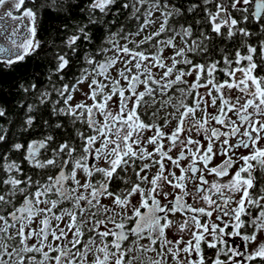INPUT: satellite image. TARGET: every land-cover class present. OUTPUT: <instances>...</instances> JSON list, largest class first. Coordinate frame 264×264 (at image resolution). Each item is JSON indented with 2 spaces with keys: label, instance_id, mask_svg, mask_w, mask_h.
I'll use <instances>...</instances> for the list:
<instances>
[{
  "label": "snow or ice",
  "instance_id": "snow-or-ice-1",
  "mask_svg": "<svg viewBox=\"0 0 264 264\" xmlns=\"http://www.w3.org/2000/svg\"><path fill=\"white\" fill-rule=\"evenodd\" d=\"M7 2L0 0V7ZM139 2L143 5L147 0ZM116 3L117 0H93L89 9L104 13ZM24 4L25 0H15L12 6L19 10ZM154 7L167 8V0L163 5L155 0ZM173 8L177 17L197 10L203 13L195 21L196 39H192V24L169 29L173 13L162 12L164 19L157 31L139 42L132 41L135 48L148 44L155 52L146 54L145 50L124 45L116 46L118 53H124L123 59L117 55L97 61L86 56L91 70L84 69L75 77L71 88L68 85L54 88L67 107L54 106L51 114L68 119L74 139L70 137L51 147L54 137L47 135L33 140L26 148L20 143L11 145L16 151L25 150L24 160L32 167H57L60 169L57 175L47 176L44 182L33 180L31 175L24 176L20 163H3L7 150L0 153V170L8 174L0 177V264H77V261L85 264L97 236L100 246L95 252L103 257L96 255L92 264H134L140 257L131 253L149 251L159 257L149 258L150 264H166L168 255L176 264H264V0H199L183 10L175 5ZM5 15L21 21L8 37L12 48L0 46V53L8 54L0 63L11 66L37 53L41 42L36 39L37 12L31 7L25 8L22 16L14 17L11 10ZM24 18L29 21L26 25L22 23ZM88 23L96 21L89 16ZM85 28L87 24L78 28L79 35L65 41L73 54L76 52L73 46L81 35L90 39ZM21 29L26 35L17 40L14 37L20 36ZM165 32L171 35L156 40ZM177 36L183 47L175 43ZM166 48L173 49L167 58ZM67 55H56L57 73L69 66ZM118 62L123 67L116 68ZM153 68L163 70L159 78ZM89 76L92 77L89 90L84 92L78 86ZM186 77H191V81ZM122 80L126 83L122 84ZM141 85L143 90H139ZM18 87L27 93L37 86L20 83ZM78 90L85 100L69 104L73 99L71 92ZM176 93L178 102L172 104ZM44 95L50 96L41 93V103L45 102ZM157 95L168 99L157 100ZM149 102L154 110L141 111ZM166 105L174 112L167 113L163 123H157L152 118ZM33 108L34 105H28L29 112ZM197 112L201 113L199 117ZM4 116L5 109L0 107V117ZM169 116L177 123L165 132L164 128L171 123ZM33 122L32 116L26 120L29 126ZM77 123L86 125L91 134L77 128ZM44 124L47 126L48 121ZM54 127L60 129L64 125L57 120ZM5 135L0 132V143L5 142ZM240 149L247 150V155L239 154ZM41 150L44 159H40ZM49 151L51 157L47 155ZM216 157L223 159L210 166ZM153 168L156 171L149 178ZM129 169L135 179L125 178ZM12 172L22 178L11 175ZM207 176L214 179L209 181ZM66 182L71 184L66 186ZM189 195L196 204L203 201L204 206L187 203L185 197ZM169 196L173 198L169 200ZM17 197H22L19 204ZM108 198L110 203H104ZM161 198L166 202L162 204ZM65 202L71 203L75 210L60 207ZM185 209L192 215L182 221H173L168 216ZM85 212L89 213L87 217ZM201 218H206L205 222ZM128 222L135 226L128 229ZM85 225H90L86 241ZM174 227L178 238L168 239L166 230ZM129 233L135 238H130ZM141 240H147L148 244H141ZM204 246L215 250L214 256H206Z\"/></svg>",
  "mask_w": 264,
  "mask_h": 264
},
{
  "label": "trees",
  "instance_id": "trees-1",
  "mask_svg": "<svg viewBox=\"0 0 264 264\" xmlns=\"http://www.w3.org/2000/svg\"><path fill=\"white\" fill-rule=\"evenodd\" d=\"M155 2V0H150ZM93 0H25L23 8L31 7L37 12V39L41 42V48L37 53L26 57L25 61L7 66L0 63V107L5 109V116L0 117V132L5 133V142L0 143V153L7 150L6 161L8 163L15 161L20 163L24 176L31 175L33 180L36 178H47L53 175V168L37 169L30 168V172L25 165V150L16 151L11 147L14 143H20L27 146L28 142L35 139H44L47 135L54 137L51 147H56L64 140L75 138L73 128L70 126L66 117H57L51 114L52 108L66 107L63 104V98L54 91L60 89L64 85H71L75 82V77L79 76L84 69L89 66L87 59L95 57L97 61L109 59L107 51L113 46V41L126 39L135 35L146 24L145 12L147 7L140 5L136 7L134 0H117V3L110 5L106 12L102 13L99 9L90 10L89 5ZM173 2L176 7L185 9L190 3H199V0H167V4ZM163 5L165 0H159ZM124 4L128 7L125 8ZM138 9V11H137ZM161 9L170 12L169 8ZM235 16L236 13H233ZM89 16L96 23H88ZM172 17L183 19L186 23L193 25V33L196 35L197 26L195 21L203 17V13L199 10L194 13H187L183 17ZM87 24L85 31L89 34L90 39H81L77 41L76 52L66 46L65 41L68 37L79 35L78 28ZM141 32V31H140ZM214 35V34H213ZM111 41L112 43H109ZM127 45V44H126ZM130 42L127 46H131ZM105 49L99 52V49ZM67 53L69 58V66L62 72L57 73L56 55ZM63 77V79H60ZM23 83L25 86L36 84V89H30L29 92H23L18 85ZM44 95V103L40 102V94ZM69 93H65L67 96ZM60 101L59 104H54ZM28 105H34L31 112L28 111ZM29 116L34 117L31 126L26 124ZM57 120L62 121L64 127L56 129L54 127ZM44 121H48L45 126ZM77 128L84 130L86 125L77 123ZM51 152L47 153L48 157ZM45 158V157H44ZM8 174L0 170V177H6ZM11 175H17L12 172ZM23 187V185H21ZM22 197H17L16 203L19 204ZM33 255V254H29ZM37 259H40L37 255Z\"/></svg>",
  "mask_w": 264,
  "mask_h": 264
},
{
  "label": "flooded vegetation",
  "instance_id": "flooded-vegetation-1",
  "mask_svg": "<svg viewBox=\"0 0 264 264\" xmlns=\"http://www.w3.org/2000/svg\"><path fill=\"white\" fill-rule=\"evenodd\" d=\"M254 1H255V0H254ZM173 5H175L173 2H169V3H168V8L170 9V10H169L170 12H172L173 14H175V9L173 8ZM162 11H163V10H162ZM163 19H164V16H161V17L159 18V20H158V23H153V24L155 25V28L153 29L154 31H152V33H154L155 31H157V30L159 29V26H160V24L163 22ZM148 20H149V19H145L146 24H147V21H148ZM153 21H154V20H153ZM146 24H145V25H146ZM179 24H184L185 27H187V25H188V23H186L183 19H178V18H175V17H172V18L169 19V21H168V27H169V29H171V28H173V27H176V28L178 29V28H179ZM145 25L143 26V28L145 27ZM143 28H142V29H143ZM193 31H194V30H193ZM152 33H150V34H152ZM150 34H148V35H150ZM148 35H146V36H148ZM169 35H171V32L161 33V35H160L159 37H156V40H165V39H167V37H168ZM196 38H197V36L194 35V33H193V37H192V39H196ZM186 39H187V38H186ZM141 40H142V39H141ZM175 41H178V42H179L180 47H183V46H184V45L180 42V37H179V36L176 37ZM134 47H135V44H134ZM178 47H179V46H178ZM135 49H136L137 51H139V50H145L146 54L149 53V52H155V48H151L148 44H143V45L140 46V48H135ZM169 50H170V52H169ZM165 53H166L167 55H164V57L167 58V57H169V56L172 55V53H173V49H171V48H166V49L164 50V54H165ZM177 59H179V57H177ZM166 63H169V64H170L171 61H170V60H166ZM153 72H154L155 74H157V78H159V75L162 74L163 70H162V69H158V68H153ZM237 75H239V73H237ZM141 79H143V77H141ZM186 79H188L189 81H191L192 78H191V77H186ZM219 79L222 80V79H223V76H222V75H219ZM124 83H126V82H124ZM124 83H123V84H124ZM176 87H183V86H182V85H177ZM139 90H143V86H142V85L139 86ZM200 91L203 92L204 89H200ZM169 95H172V93H169ZM213 95H216V93L213 92ZM178 97H179V93H176V94L173 96V98H172V104H176V103L178 102ZM145 99L147 100L148 98L145 97ZM167 99H168V96H159V95H157V100L164 101V100H167ZM187 102H188L189 104H191V102H192V101H191V98H188ZM217 104L219 105V101H217ZM153 110H154V108H153V105H152L151 102H149V104H148V106H147L146 108L141 109V111H145V112H149V111H153ZM181 111H183V109H181ZM209 111H213V110H212V109H209ZM173 112H174V109H173L170 105H166L165 107L160 108V110L157 112V116H156V117H153L152 119H154L157 123H163V119L165 118L166 114H167V113H173ZM175 115L178 117V116H179V113H175ZM200 115H201V113H200V112H197V116L199 117ZM229 115L231 116L232 114L229 113ZM98 118H99V117H98ZM167 118H168L169 120H171V123H169L168 126H167L166 128H164V131H165V132H169V131H171V129H173V128L176 126V123H177V121H176V120H173L170 116L167 117ZM233 118H235V117H233ZM216 127H221V126H220V125H216ZM242 130H243V129H242ZM81 131L85 132L86 135H87V134H91V133H90V130H89L88 128H86V129H84V130H81ZM193 137L196 138V134H195V133H193ZM35 140H41V139H35ZM32 141H33V140L29 141L28 144H29L30 142H32ZM262 143H264V141H262ZM28 144H27V145H28ZM77 144H79V141H77ZM165 145L167 146V141H165ZM26 147H27V146H26ZM148 147H149V150H151L152 146L149 145ZM50 154H51V153H50ZM170 154L173 155V156H175L176 153H175V152H172V153H170ZM239 154L247 155V150H245V149H240ZM49 157H51V156H49ZM40 159H44V150H41V156H40ZM222 159H223V157H216V158H214L213 161H212V164H211L210 166H214V165L219 164V163L221 162ZM25 161H26V160H25ZM59 163H62V161H58V164H59ZM182 163H184V162H182ZM240 163H243V162L241 161ZM25 165L27 166V169L29 170V172H30V168H32V169H34V170H37V168L32 167V166L29 164V162H27V161H26ZM237 166H238V165H237ZM54 169H55V170H54ZM38 170H39V169H38ZM53 170H54V171H53V175H52V176H55L56 173H57L60 169L57 168V167H54ZM233 170H234V169H233ZM65 171H67V170H65ZM155 171H156L155 168H153V169L150 171V173H149V178H151V175H153V174L155 173ZM166 174H167V173H166ZM177 175H179L178 170H177ZM77 178H80V175H79V174H78V177H77ZM125 178L135 179V177H134V175H133L131 169L128 170L127 176H126ZM206 178H207L209 181H211V180L214 179L213 176H207ZM36 179H37V178H36ZM38 179H40L41 182H44V181L46 180V178H45V179H44V178H38ZM225 179H227V178H225ZM70 184H71V182H66V186H67V185H70ZM71 186H74V185H71ZM118 186H119V187H127L126 185H123V184H119ZM188 188H189V190L191 191V189H192V183H191V182L188 183ZM165 190L168 191V190H170V189H169V188H166ZM81 191L83 192L84 190L81 189ZM179 191H180L179 189L176 190L177 193H179ZM85 195H87V193H85ZM51 198H52V199H55L56 197H55V196H52ZM172 198H173L172 196H169V197H168L169 200H171ZM214 198H215V197H214ZM132 199H133V202H135L136 197H133ZM185 200L187 201V203L192 204L194 207H196V206H204V205H203V201H200L199 204H196V203L193 201L191 195L186 196V197H185ZM103 202H104V203H110V198H108V199H104ZM161 202H162V204H163V203H165L166 201H164L163 198H161ZM94 203H95V202H94ZM41 206L43 207V205H41ZM60 207L67 208L68 210H75V209L73 208V205H72L71 203H69V202H65V203L62 204ZM117 211H119V209H117ZM142 211H146V210H145V209H142ZM128 214L131 215V212H129ZM84 215H85V217H87V216L89 215V213H88V212H85ZM191 215H192V213L188 212L187 209H185L183 213H181V212H177V213H175L174 215H173L172 213H168L169 218L172 219L173 221H182L183 219H186V218L190 217ZM78 219H79V216H78ZM116 219H117V221L119 222V219H120V218H119V217H116ZM205 220H206V218H201V222H202V223L205 222ZM212 220H213V221L216 220V215H215V213L213 214ZM134 226H135V225H134V223H132V222H128L127 225H126V227H127L128 229H130V228H132V227H134ZM88 227H90V225H85V228H84V231H85V238H84V239H85V241L87 240V235H88V233H87V228H88ZM109 227H113V225L110 224ZM117 231H118V230H117ZM166 231H167L168 239L175 240V239L178 238L177 235L174 234V233L176 232L175 227H174L173 229H171V230H166ZM241 231H243V229H242ZM129 235H130V238H132V239L135 238V237H132L131 233H129ZM188 238H190V237L185 236V239H188ZM109 239L111 240V239H113V238H112V237H109ZM228 239L231 240L232 238H228ZM140 243H141V244H145V245H147V244H148V241H147V240H141ZM236 243L241 244V247L243 246V245H242V242L239 241V240H237ZM97 246H100V238H99L98 236L96 237V245H93V246H92L93 251L90 252V253L88 254L87 261L85 262V264H92V261H94L96 255H99L101 258L103 257V254H102V253H96V252H95V248H96ZM202 246H203V245H202ZM154 247H158V245H157V246H154ZM169 247H173V246L170 245ZM181 247H183V245H181ZM204 247H205V254H206V256H214V254H215V250H213V249H207L206 246H204ZM250 247H251V246H250ZM112 250L114 251V249H112ZM75 251H76V250L73 249V252H75ZM164 251L166 252L167 250L164 249ZM52 255H57V253H52ZM131 255H136V256H139V257H140V259L137 260V261H135L134 264H150V260H149V258H152V259H157V258H159V257L157 256L156 252H152V251H149V252H146V253H144V252H133V253H131ZM183 255H184V253H181V256H183ZM222 258H223V257H222ZM78 262H79V261H77V264H79ZM166 264H176V262H175V260H173V259L171 258L170 255H168V256L166 257ZM245 264H247V262H245Z\"/></svg>",
  "mask_w": 264,
  "mask_h": 264
},
{
  "label": "rangeland",
  "instance_id": "rangeland-1",
  "mask_svg": "<svg viewBox=\"0 0 264 264\" xmlns=\"http://www.w3.org/2000/svg\"><path fill=\"white\" fill-rule=\"evenodd\" d=\"M15 0H8L7 3H5L2 7H0V17H2V19H0V33H4V35L0 36V46L6 47V48H12V44H11V39H9L8 37L10 36V34L13 32V29H15L20 23V20L17 19H13L12 17H8L5 15V13L9 10H11L13 12V16H22L25 8H23V6L19 9L16 10L13 8V4H14ZM134 4L136 7H140L141 3L139 2V0H134ZM144 6L147 7L146 12H145V17L146 19H149L147 21V24L145 25V27L143 28V30L139 33V35H132L130 37H127L126 39H122V40H117V41H113V46L109 48V50L107 51V54L110 58H114L115 56L119 55L121 57V59L124 58V53L122 52H117L116 51V46H120L123 47L124 45H128L130 42L135 41V42H139L141 39H143L146 35L152 33V31H154L153 29L155 28V25L153 23H150L149 21H153L154 23H158V20L162 15V9L160 8L159 10L154 7V2L147 0L146 3H144ZM149 13H151L149 15ZM23 24H28L29 21L27 18H24L22 21ZM25 34L24 30L21 29V34L19 37H14L17 40H20ZM37 39V37H36ZM38 40V39H37ZM175 43L177 44V46L180 47V44L178 41H175ZM130 49H135L134 47V43H132L131 46H128ZM136 50V49H135ZM170 52V50H169ZM164 55H167L166 53ZM8 58V54L7 53H0V60H4ZM123 67L122 63H117L116 68H120ZM89 70H91V67L89 66L88 68ZM133 71H135V69H133ZM112 74L115 75V69L111 70ZM99 80H103V77H96ZM92 77L89 76L88 80L85 81V83L79 85V89H82L84 92H87L88 89V83L91 81ZM105 83H108V81H104ZM125 81H121V83L123 84ZM71 95L73 96V99L71 101H69L68 103L71 105H75L76 103H79L81 101L85 100V97L82 95L81 91H76V92H71ZM115 99V98H114ZM88 104H91L92 101L91 100H87L86 101ZM67 107V105H66ZM42 207V206H41ZM68 218L65 217V220H67ZM55 223V222H54ZM33 227H35V225H33ZM61 227H63V224H61ZM14 231V229L12 230ZM47 250V249H46ZM79 263V262H78Z\"/></svg>",
  "mask_w": 264,
  "mask_h": 264
},
{
  "label": "water",
  "instance_id": "water-1",
  "mask_svg": "<svg viewBox=\"0 0 264 264\" xmlns=\"http://www.w3.org/2000/svg\"><path fill=\"white\" fill-rule=\"evenodd\" d=\"M255 2V1H254ZM102 61H104V60H102ZM59 172V171H58ZM58 172L56 173V175L58 174Z\"/></svg>",
  "mask_w": 264,
  "mask_h": 264
}]
</instances>
